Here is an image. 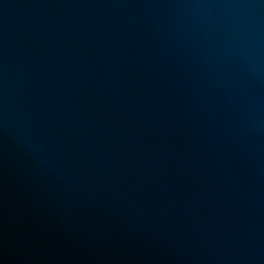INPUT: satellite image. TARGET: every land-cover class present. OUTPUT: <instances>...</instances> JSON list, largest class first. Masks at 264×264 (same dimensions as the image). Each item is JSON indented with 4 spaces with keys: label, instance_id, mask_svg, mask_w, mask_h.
I'll list each match as a JSON object with an SVG mask.
<instances>
[{
    "label": "water",
    "instance_id": "95a60500",
    "mask_svg": "<svg viewBox=\"0 0 264 264\" xmlns=\"http://www.w3.org/2000/svg\"><path fill=\"white\" fill-rule=\"evenodd\" d=\"M0 264H264V0H0Z\"/></svg>",
    "mask_w": 264,
    "mask_h": 264
}]
</instances>
